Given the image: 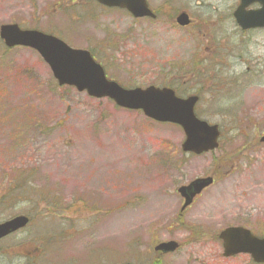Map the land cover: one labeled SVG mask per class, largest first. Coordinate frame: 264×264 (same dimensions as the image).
<instances>
[{
	"label": "rangeland",
	"instance_id": "1",
	"mask_svg": "<svg viewBox=\"0 0 264 264\" xmlns=\"http://www.w3.org/2000/svg\"><path fill=\"white\" fill-rule=\"evenodd\" d=\"M51 1L0 0V26L21 22L54 32L39 15ZM179 4L194 27L169 32L167 25L144 24V38L116 57L97 53L125 88L174 85L200 94L199 117L223 134L221 148L200 157L183 158L180 128L58 87L37 53L7 50L0 40V191L19 193V205L0 206V223L29 216L34 244L24 234L15 250H42L30 263L18 256L6 264H150L153 247L168 240L185 246L162 264H251L247 256L223 258L215 236L242 226L264 237V30L241 35L233 17L239 0ZM80 31L62 35L81 43L75 33H88ZM208 175L215 185L176 227L177 190ZM192 225L203 237L188 245Z\"/></svg>",
	"mask_w": 264,
	"mask_h": 264
},
{
	"label": "water",
	"instance_id": "2",
	"mask_svg": "<svg viewBox=\"0 0 264 264\" xmlns=\"http://www.w3.org/2000/svg\"><path fill=\"white\" fill-rule=\"evenodd\" d=\"M104 3L123 7L128 5L126 0H105ZM256 3L261 5V9L247 10ZM234 17L244 30L264 28V0H241ZM178 23L187 26L190 20L183 14L178 18ZM0 37L8 48L23 46L35 49L49 64L60 86H73L79 92H87L91 97L109 98L121 108L142 110L147 118L154 121L180 126L185 135L182 143L184 153L202 155L218 149L220 128L196 116L198 97L182 99L171 89L155 87L125 90L116 82L107 79L104 69L88 52L71 49L60 40L38 31H22L18 26L6 25L1 27ZM261 142L264 143V137ZM213 183L214 179L207 177L196 179L188 186L181 187L179 194L186 201L183 210ZM25 223L26 221L22 220L13 225L18 228ZM11 224L8 225L9 228ZM3 234L5 227L0 226V237ZM220 239L224 242L225 257L249 254L256 263L264 264V239L253 236L249 230L240 227L228 228L221 233ZM178 247L176 242H168L158 245L155 250L168 254L176 252Z\"/></svg>",
	"mask_w": 264,
	"mask_h": 264
},
{
	"label": "flooded vegetation",
	"instance_id": "3",
	"mask_svg": "<svg viewBox=\"0 0 264 264\" xmlns=\"http://www.w3.org/2000/svg\"><path fill=\"white\" fill-rule=\"evenodd\" d=\"M53 1L54 3H52L50 6V3ZM53 1H51L50 3H46L44 8L39 11V15L41 17L47 18L49 23V24L47 23V25L49 29L54 30V32H47L42 30L41 28L39 29L38 27L36 28L28 27V26L23 27L21 24L24 23L21 22H19L18 24L14 23V25H18V27L21 28L22 30L38 31L46 35L56 37L67 43L72 48L86 50L91 53L92 57L102 67L105 66L99 60L98 58L99 55L97 51L103 52V58L116 57L119 51L123 47L129 46L131 44L132 40H136L138 36L144 38V24L146 26H152L153 24H156L158 26L160 25L163 27L167 25L169 27L168 29H170L169 32H171L175 29L176 26H178L179 28H186V29L192 28L194 27V24L196 22L191 18L190 25L186 27H181L178 24L177 19L183 13V12L181 13L179 0H145V1L126 0V4L128 5H126L125 7H120L119 5L105 4L104 3L105 0H53ZM50 8H52L53 13ZM139 9L141 10V12H144V16H135L134 12H137ZM68 18L70 19V22L64 24V26L60 27V25L57 24L63 21L64 19L68 21ZM74 27L81 30L79 33H88V35L82 36L74 32L77 36H79L81 43L70 42L69 40L66 39L64 35H62V30L72 29ZM260 30H264V29L250 30L247 32L260 31ZM240 32L241 35L245 33V31H242L241 29ZM83 40L86 44V47L80 48L79 46H84V44L82 43ZM1 42L4 45V47L7 49L5 43L3 41ZM204 50L207 51V53H209L210 51L208 50V48H205ZM242 56H240V58H242ZM203 57H205V55ZM229 57L232 58V56L228 54V58ZM202 65H206V62L203 61ZM168 87L171 86L168 85ZM213 178L214 181L216 182V177L213 176ZM203 194L196 197L193 204L189 208H187L184 212H181L180 209L178 218H176L173 222V224L176 227L179 225L182 227L184 226V223L186 222L185 213L194 206V204L197 202L198 199H200L203 196ZM180 199L183 207L185 200L181 197ZM20 216H26V215H20ZM26 217L29 219V221L24 227L16 231H11L10 234L7 233L5 236L0 238V264H6L8 260L5 259L7 258H16L18 256L26 258L28 260L27 263H30L34 260V258L37 255L41 256L42 254L41 247H37V248L35 247L32 248L31 250H24L21 252L15 250V246L13 244L14 240L17 238L19 240L24 241L23 239L24 234H27L26 242L34 244V241L32 239L33 235L31 231L32 219L29 216ZM12 219L1 222L0 224H4L8 221H11ZM192 227L196 234V235L194 234L193 243L201 242L200 240L203 237L202 236L203 233H201V230L197 226L192 225ZM223 230H221V232ZM221 232L219 233L218 236H215V238L220 242L223 250V241L220 239ZM168 241H172V240H168ZM190 244H192L191 240H190ZM20 247L23 248L24 246H20ZM182 247L184 246H180V249ZM222 256L223 258H225L223 253ZM155 257H156V261L153 263L158 264L160 260L168 256H163L160 255L159 253H155ZM229 259H233V258H229Z\"/></svg>",
	"mask_w": 264,
	"mask_h": 264
},
{
	"label": "trees",
	"instance_id": "4",
	"mask_svg": "<svg viewBox=\"0 0 264 264\" xmlns=\"http://www.w3.org/2000/svg\"><path fill=\"white\" fill-rule=\"evenodd\" d=\"M203 61H205V60H203ZM217 66V65H216ZM216 69L218 70V67H216ZM213 78H217V75L216 74H214L212 77H210L209 79L211 80V81H213ZM172 88H174L175 90H176V92L178 93V94H180V95H183V96H185V95H190V94H195V95H199L200 96V94L199 93H196V92H192V93H183V92H181V89L182 88H179V87H177V86H174V85H170ZM201 97V96H200ZM237 111H239L238 109H237ZM198 115H200L199 114V112H198ZM233 118H235V120H237L238 121V116H232ZM222 139H223V134H222ZM185 157V155L183 154V158ZM190 157H192V156H190ZM221 161H222V158H219V159H217L216 160V163H217V165L218 166H220L221 167ZM222 168V167H221ZM227 169V168H226ZM9 187V186H8ZM3 192H6V191H8V193H7V195H6V199L7 200H10V201H15V198L14 197H16V195L17 196H19V193L18 192H14L13 191V189L11 188V190H2ZM9 194L11 195V197H9ZM4 200H5V198H4ZM17 201H18V198H17ZM191 230V233H192V235L190 236V239L189 240H191L192 242L194 241V234H195V232H194V229H190ZM196 235V234H195ZM158 264H161V262H159Z\"/></svg>",
	"mask_w": 264,
	"mask_h": 264
}]
</instances>
